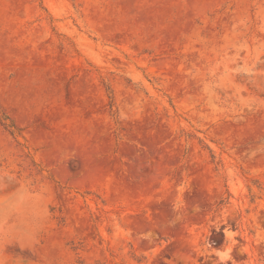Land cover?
I'll return each instance as SVG.
<instances>
[{
  "label": "rangeland",
  "instance_id": "1",
  "mask_svg": "<svg viewBox=\"0 0 264 264\" xmlns=\"http://www.w3.org/2000/svg\"><path fill=\"white\" fill-rule=\"evenodd\" d=\"M0 264H264V0H0Z\"/></svg>",
  "mask_w": 264,
  "mask_h": 264
},
{
  "label": "clouds",
  "instance_id": "2",
  "mask_svg": "<svg viewBox=\"0 0 264 264\" xmlns=\"http://www.w3.org/2000/svg\"><path fill=\"white\" fill-rule=\"evenodd\" d=\"M220 258H221L222 260H226V259H228V253H227V252L220 253Z\"/></svg>",
  "mask_w": 264,
  "mask_h": 264
}]
</instances>
